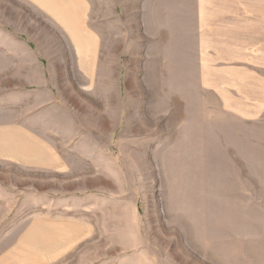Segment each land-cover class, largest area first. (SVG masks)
I'll return each mask as SVG.
<instances>
[{
  "label": "rangeland",
  "instance_id": "374dc122",
  "mask_svg": "<svg viewBox=\"0 0 264 264\" xmlns=\"http://www.w3.org/2000/svg\"><path fill=\"white\" fill-rule=\"evenodd\" d=\"M39 1L0 0V264H264L261 18L228 42L201 5L238 0H76L69 38Z\"/></svg>",
  "mask_w": 264,
  "mask_h": 264
},
{
  "label": "crops",
  "instance_id": "0c3cea01",
  "mask_svg": "<svg viewBox=\"0 0 264 264\" xmlns=\"http://www.w3.org/2000/svg\"><path fill=\"white\" fill-rule=\"evenodd\" d=\"M75 2L76 0H59V7L57 8V12L54 14V16L56 17V21L61 26H63V30L65 31L67 36H69V38H70L69 34L75 29V25H77L79 29L85 30L84 25L82 23L83 21L80 22L82 15L76 18V14L74 10L77 7V4H75ZM53 3H55V1ZM54 6L55 5L53 4V7ZM261 8H263L261 13L262 15H259V17L252 16V10L248 6L246 7L245 3H243L242 0H238L235 4V7L233 8V11L220 13V15L218 16V20H216L215 12H208L207 11L208 8L204 7V4H202L200 16H201V21L203 23L199 25L198 31L203 34L204 33L228 34L227 37H220L219 39L226 40L228 42L238 41L241 39L240 33H245V32L250 33L252 31L251 28L253 22L252 18H258V19L261 18V21L263 22L262 24L264 26V4H262ZM236 34H238V36H236ZM211 38L214 39V36H212ZM204 39H209V38L207 35H205L203 36L202 40L204 41ZM79 56L84 58L87 56V58L91 61V63L92 60L95 62V59L97 57L96 44L90 43L88 45V51L85 50V53L82 52L79 53ZM87 64L89 63L87 62ZM83 70L85 72L88 71V67L84 65ZM238 85L240 84H237V88L239 87ZM254 87L256 86H253V88ZM263 111L264 108H261V106H258V108L255 107V110H250V112H263ZM7 128L8 127H5L4 125L3 128H0L3 129V131L0 133L1 137L2 136L5 137L6 133L7 135H10L9 132L6 131Z\"/></svg>",
  "mask_w": 264,
  "mask_h": 264
}]
</instances>
